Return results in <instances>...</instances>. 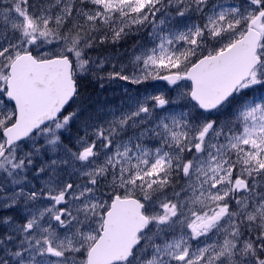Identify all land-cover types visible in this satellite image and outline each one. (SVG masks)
Returning <instances> with one entry per match:
<instances>
[{
  "label": "snow or ice",
  "instance_id": "snow-or-ice-1",
  "mask_svg": "<svg viewBox=\"0 0 264 264\" xmlns=\"http://www.w3.org/2000/svg\"><path fill=\"white\" fill-rule=\"evenodd\" d=\"M0 264H264V0H0Z\"/></svg>",
  "mask_w": 264,
  "mask_h": 264
}]
</instances>
